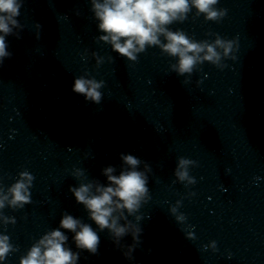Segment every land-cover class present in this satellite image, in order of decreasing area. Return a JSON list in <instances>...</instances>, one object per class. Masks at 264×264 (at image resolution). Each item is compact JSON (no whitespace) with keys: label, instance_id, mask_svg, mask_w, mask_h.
Listing matches in <instances>:
<instances>
[{"label":"clouds","instance_id":"1","mask_svg":"<svg viewBox=\"0 0 264 264\" xmlns=\"http://www.w3.org/2000/svg\"><path fill=\"white\" fill-rule=\"evenodd\" d=\"M220 0H90V11L98 22L97 28L101 33L95 37L96 42H103L111 46L113 52L136 62L138 55L147 48L157 47L163 55L174 58L175 63L170 65L172 72L185 79L182 83H190V77L200 65L205 62L223 69L226 59L236 60L234 52L238 48V41L222 38L218 33H207L214 36V40H196L181 29L172 30L171 25L185 22L189 14L195 10L193 18L204 17L205 21L220 22L227 16L228 10L218 8ZM24 0H0V65L10 58L6 37L15 35L20 38L18 30L23 29L17 19L20 15ZM79 15V12H77ZM37 29L40 25L36 24ZM39 39V32L37 33ZM92 57L99 67L104 63V57L92 52ZM87 59V50L82 57ZM112 62L113 58L108 57ZM201 83L197 81V85ZM105 87L103 80L89 78L88 73L75 78L72 90L83 95L86 101L99 104L103 98L100 91ZM122 167L117 172L116 167L106 166L102 175L107 183L102 184L96 179H87L85 170L77 168L72 173L79 182L78 186H70L69 192L76 203L84 206L88 217L103 232L108 230L113 243L122 252L125 259L133 260L134 250L142 243V228L139 215L141 206L150 199L148 188V174L152 171L151 165L131 154H120ZM143 165V170H140ZM197 162L188 158L179 157L174 169L176 180L184 183L185 187L196 183L190 176L189 168ZM35 177L28 171L18 173V178L5 188L0 183V223L3 225L16 223V218L6 216L3 210L8 207L13 211L23 209L30 204L31 192ZM195 195V193H189ZM180 201L170 207V213L175 216L178 224L186 221V216L179 213ZM132 216L136 222L129 220ZM123 221V223H121ZM67 230L73 233V241L77 249L87 251L91 255L98 254L100 237L93 227L64 211L59 227L50 229L42 234L19 258V264H78L80 251H73L68 246ZM131 235V245H121L123 237ZM193 239L191 232L186 234ZM206 248L217 250L216 242L212 241ZM19 251L11 242L9 235L0 233V264H5L10 255Z\"/></svg>","mask_w":264,"mask_h":264}]
</instances>
